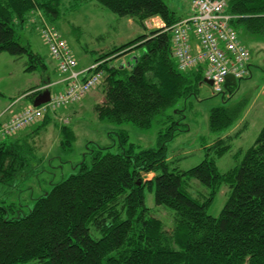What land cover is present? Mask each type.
<instances>
[{
  "label": "trees",
  "instance_id": "trees-1",
  "mask_svg": "<svg viewBox=\"0 0 264 264\" xmlns=\"http://www.w3.org/2000/svg\"><path fill=\"white\" fill-rule=\"evenodd\" d=\"M81 1L89 0H0V52L28 56L26 71L48 69L45 57L23 44L17 29L31 25L37 11L39 19L54 25L66 3L76 8ZM94 1L146 29L150 18L164 23L95 60L101 62L97 69L105 71L98 116L148 128L164 115L172 124L160 132L156 147L138 151L133 143L127 146L128 133L121 128L117 147L90 146L73 165L74 172L33 198L32 205L2 200L0 264H264V127L252 145L233 152L236 164L221 171L217 160L233 151L239 136L228 132L239 106H216L209 126L219 135L206 147V158L182 170L168 156L167 142L177 122L175 113L166 110L196 92L194 79L204 78L202 64L179 70L171 49V26L193 10L177 16L165 0ZM227 12L241 37H264V0H228ZM137 47L142 53L128 67L110 64ZM44 84L24 92L31 101L27 104L44 91ZM51 114L18 136L0 133V183L23 184L41 168L47 157L39 154L37 136L51 123ZM58 127L62 151L72 152L75 130L69 123ZM194 180L203 185L198 191L192 190ZM223 185L230 187L229 196L220 214L211 215L208 209ZM148 192L157 205L173 210L171 225L148 206Z\"/></svg>",
  "mask_w": 264,
  "mask_h": 264
},
{
  "label": "rangeland",
  "instance_id": "rangeland-1",
  "mask_svg": "<svg viewBox=\"0 0 264 264\" xmlns=\"http://www.w3.org/2000/svg\"><path fill=\"white\" fill-rule=\"evenodd\" d=\"M165 2L176 12L177 16L193 9L191 8L193 0H165ZM62 11V17L58 18L54 25L68 41L81 64H95V60L102 53L128 43L145 32V28L137 22H132L131 18L121 17L94 0L85 3L81 1L76 8L71 7L68 2L62 7ZM32 19L31 25L21 26L17 31L23 44H29L33 51L39 52L45 57L48 69L42 70V67H39L33 71H26L28 56L16 57L6 51L0 52V108L2 110L6 106L4 111L7 114L11 112L8 115H11L12 120L15 118L14 115L20 112V110L13 111V107L31 102L24 95V92L30 87L46 81L49 76L56 79L60 75L62 76L60 82L64 86L57 91L53 87L50 88L52 95L57 96L65 92L68 87L67 74L58 70L60 72L58 75L53 67L54 61L49 56L50 51L39 31L38 14L36 13ZM157 20L159 21V18ZM155 27H160V24ZM242 38L248 43L246 46L251 51V73L235 85L232 95L228 90L216 93L213 86L205 82L204 78L200 81L194 79L192 86L196 92L188 97L178 98L175 100V104L166 110L167 113H175L174 120L177 122L174 130L175 136L167 142L168 156L176 165L175 167L187 170L206 158V147L219 135L212 132L209 126L213 107L223 104L239 106L238 119L231 126L232 131H230L231 134L238 132L239 136L234 139L233 151L224 154L217 160L218 168L221 171H226L236 164L233 152L238 147L247 148L252 145L264 127V37L247 34V37L243 36ZM142 50V47L134 48L109 62L113 65L124 64L128 67L129 63L142 53ZM77 69L80 68L77 67ZM102 84H94L77 100L55 105L50 109L53 119L37 136L39 138L37 146L39 145L40 148V152L39 150L38 152L47 157L45 162L41 168L34 170L29 180L23 184L19 181L13 186L0 183V203L4 200L5 202H25V205H32L33 198L48 191L53 183L61 181L74 172L73 165L82 160L90 146L112 144L117 147L119 144L117 132L121 128L128 133L127 146L133 143L137 151L158 145L160 132H163L172 122L167 120L164 115H157L150 127L142 128L132 121L115 124L101 119L95 106L104 100ZM64 108H69L68 113L61 112V109ZM55 112L57 113L55 114ZM61 123H69L76 133V140L70 153H64L60 146L61 137L58 125ZM32 126L18 130L13 137L23 134L25 129L31 130ZM2 139L0 134V140ZM152 175L149 174L146 178H150ZM194 181L197 187L193 186L192 190L198 191L203 185L197 180ZM229 193L230 187L223 185L208 209L211 215L218 216L220 214ZM147 204L168 226L171 225L173 210L157 205L154 193H147ZM28 264L43 263L40 260H34Z\"/></svg>",
  "mask_w": 264,
  "mask_h": 264
},
{
  "label": "built area",
  "instance_id": "built-area-1",
  "mask_svg": "<svg viewBox=\"0 0 264 264\" xmlns=\"http://www.w3.org/2000/svg\"><path fill=\"white\" fill-rule=\"evenodd\" d=\"M193 5L195 8L191 15L171 26L173 55L181 70L205 63V75L213 81L214 91L223 92L228 74H233L236 79L250 75V51L231 23L232 15L227 12L228 0H193ZM37 12L40 16L41 13ZM40 19V33L50 54L58 60L60 71L67 74L68 87L65 92L52 96L49 103L24 106L10 123L2 126L0 132L4 136L14 135L18 130L33 125L55 105L81 98L104 77L101 70H96L99 63L92 65V69H77V60L67 41L43 17ZM192 33L197 39L196 50Z\"/></svg>",
  "mask_w": 264,
  "mask_h": 264
},
{
  "label": "crops",
  "instance_id": "crops-1",
  "mask_svg": "<svg viewBox=\"0 0 264 264\" xmlns=\"http://www.w3.org/2000/svg\"><path fill=\"white\" fill-rule=\"evenodd\" d=\"M191 8H193V5H192V2H191ZM192 10L193 9H191V10H189V11H186L184 14H183V16H186V15H189L191 12H192ZM191 11V12H190ZM130 19V18H129ZM154 19V22H155V25H153L152 23L149 25V21H152V18H150V19H148L147 21H146V23H147V29L145 28V32L144 33H147L150 29H151V27H153V26H156L157 24H160V26H163L164 25V23L163 22H159V23H157V18L156 17H154L153 18ZM159 20H160V18H159ZM131 21L133 22L134 20L131 18ZM135 22V21H134ZM237 30V29H236ZM237 32H238V35H239V37H240V39H241V41L245 44V46H246V44H248L247 42H245V40H244V38L242 39V37L240 36V33H239V31L237 30ZM191 39H192V43H193V45H194V50H196V45H197V39H196V37H195V34H192V36H191ZM247 47V46H246ZM250 54H251V51H250ZM49 56L51 57V55L49 54ZM51 59L54 61V69H55V71H56V73L58 74V75H60V72L58 71V63H57V60L55 59V58H52L51 57ZM92 63H89V64H85V63H83V64H81L79 61H78V67L79 68H88L90 65H91ZM47 70V69H46ZM61 76V75H60ZM59 76V78L57 77L56 79H52V77L51 76H49L47 79H46V81H45V84L43 85L44 87H48V88H54V90L55 91H57V90H60V89H62L63 88V86H64V84L62 83V82H60V79L62 78V76L60 77ZM240 81V80H239ZM239 81H237L236 83H229L228 84V91L230 90L231 92H229L231 95L233 94V88L234 87H236L235 85H237L238 84V82ZM263 93H264V91H263ZM230 95V96H231ZM27 103H23V104H19L17 107H13V111H16V110H20L23 106H25ZM70 108V107H69ZM69 108H64V109H61V112H66V113H68V109ZM4 109H6V106L1 110V108H0V124L1 123H4V122H6V121H8L10 118H11V115H8V114H10V113H6L5 111H4ZM57 113V112H56ZM55 113V114H56ZM26 130V129H25ZM24 131V130H23ZM230 131H232V129H230L228 132H230Z\"/></svg>",
  "mask_w": 264,
  "mask_h": 264
},
{
  "label": "water",
  "instance_id": "water-1",
  "mask_svg": "<svg viewBox=\"0 0 264 264\" xmlns=\"http://www.w3.org/2000/svg\"><path fill=\"white\" fill-rule=\"evenodd\" d=\"M205 82L212 85L213 81L210 79H205ZM236 83L237 79L234 77L233 74H228L226 77L225 86L227 87L229 83ZM51 98V91L49 89L44 90L42 93H40L35 99L33 104L35 106L41 105L42 103H45L49 101Z\"/></svg>",
  "mask_w": 264,
  "mask_h": 264
},
{
  "label": "bare ground",
  "instance_id": "bare-ground-1",
  "mask_svg": "<svg viewBox=\"0 0 264 264\" xmlns=\"http://www.w3.org/2000/svg\"><path fill=\"white\" fill-rule=\"evenodd\" d=\"M171 49H172V52H173V45L171 46ZM104 74H105V71H103V70H101ZM56 113V112H55ZM12 121V117L8 120V121H6V122H4V123H1L0 124V129L2 128V126H4L5 124H7V123H10ZM1 133V132H0ZM2 134V133H1ZM16 134V133H15ZM14 134V135H15ZM11 136H13V135H11Z\"/></svg>",
  "mask_w": 264,
  "mask_h": 264
}]
</instances>
